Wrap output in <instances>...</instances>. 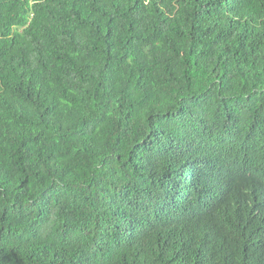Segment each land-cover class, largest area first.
<instances>
[{"label":"trees","instance_id":"1","mask_svg":"<svg viewBox=\"0 0 264 264\" xmlns=\"http://www.w3.org/2000/svg\"><path fill=\"white\" fill-rule=\"evenodd\" d=\"M0 264H264V0H0Z\"/></svg>","mask_w":264,"mask_h":264}]
</instances>
